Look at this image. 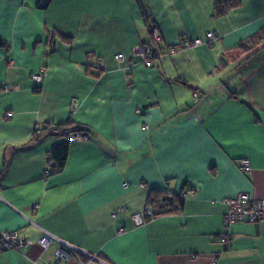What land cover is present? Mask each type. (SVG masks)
<instances>
[{
  "label": "crops",
  "instance_id": "crops-1",
  "mask_svg": "<svg viewBox=\"0 0 264 264\" xmlns=\"http://www.w3.org/2000/svg\"><path fill=\"white\" fill-rule=\"evenodd\" d=\"M37 1L0 0V230L31 241L0 264H53L60 243L43 249V231L80 251L59 264H264V219L225 224L222 201L264 197V43L221 64L264 26V0L219 17L211 0H142L157 41L135 0ZM64 123L88 141L50 129ZM146 206L153 218L136 224Z\"/></svg>",
  "mask_w": 264,
  "mask_h": 264
},
{
  "label": "built area",
  "instance_id": "built-area-1",
  "mask_svg": "<svg viewBox=\"0 0 264 264\" xmlns=\"http://www.w3.org/2000/svg\"><path fill=\"white\" fill-rule=\"evenodd\" d=\"M153 41H157V36L155 31L153 30ZM206 40L210 41L214 38V35L212 32H207L205 34ZM182 45L185 47L189 45H198L201 44L202 41L199 38H194L190 41L182 40ZM170 50H173V47L170 48ZM151 53V48L149 46L139 44L136 45L133 48V54L136 56H139L141 59L145 60L146 62L149 60L147 59L148 55ZM117 59L121 58L122 55L118 53L115 55ZM150 61V60H149ZM101 63V62H99ZM31 78L35 81H39L41 78V73H33L31 75ZM7 87L4 86V89ZM16 88V86H15ZM198 101V94L194 91L192 93V102L196 103ZM6 116H11V112H7ZM147 125L143 126V129H146ZM60 133H64V139L67 142H85L89 139V134L87 132L79 131V130H69L66 128H60ZM52 165V162L50 161L49 155H47V167L44 169V173L48 174L50 172V166ZM236 167L243 172H246L249 170V161L246 158H241L236 161ZM183 197L185 196V192L180 193ZM222 201L226 204L227 209L223 214V222L225 224L231 223V222H258L264 219V197L262 198H250L246 193H237L233 197H226L222 199ZM118 210L113 211L112 216H114ZM154 216V210L150 206L144 207V209L141 212L134 213L132 215V219L136 224H140L144 221V218H153ZM53 240H58L60 243V246L55 250L54 252V263L53 264H59L61 262L68 261L71 257H77V253L80 252L74 247L73 245L57 239L54 235L49 233L48 231H43L38 239L39 245L46 249ZM223 244L228 245V238L226 236L222 237ZM31 244L30 240H27L25 238H22L19 236L18 231L12 230V231H6V230H0V251L2 250H16L20 251L23 248L29 246ZM89 260H97L95 257L90 253H85ZM41 264H49L46 262H42ZM77 264H84L80 261H78ZM211 264H215L214 262H211Z\"/></svg>",
  "mask_w": 264,
  "mask_h": 264
},
{
  "label": "trees",
  "instance_id": "trees-1",
  "mask_svg": "<svg viewBox=\"0 0 264 264\" xmlns=\"http://www.w3.org/2000/svg\"><path fill=\"white\" fill-rule=\"evenodd\" d=\"M212 1V16L213 17H219L223 16L226 13H228L230 10L236 8L239 4V0H211ZM50 0H38L36 3V7L40 9H45L47 5L49 4ZM135 3L137 5V8L139 10V13L141 15V18L143 20L144 25L146 26L149 34H152V31L154 30V24L153 19L151 18V15L144 4L142 0H135ZM53 36H56L58 39L68 42L70 39L68 37L62 36L57 34L56 32L52 33ZM264 43V26L261 27L256 33L248 37L247 39L241 41L237 46H234L229 49H225L222 51L221 56V64L232 62L233 60L237 59L241 55L249 52L253 48L257 47L258 45ZM145 45V44H143ZM150 47V45H147ZM151 48V47H150ZM154 55V49L151 48V53L148 55V57ZM220 67V65H219ZM192 90H196L192 88ZM70 125V124H69ZM68 123H64L61 125L54 126L50 128L52 131H55L59 135L64 137V133H60V128H66L69 130H79L82 131L83 129L78 126H69ZM85 132V131H83ZM67 143V141H66ZM62 144L59 146V150L56 156L49 153L50 161L52 162V165L50 166V171H59L63 164H64V154L66 153L67 144ZM151 192H149L150 194ZM184 197L181 194H178L177 196L172 197L171 203L174 202V211H178L180 207L182 206ZM171 210H167V212H170Z\"/></svg>",
  "mask_w": 264,
  "mask_h": 264
}]
</instances>
